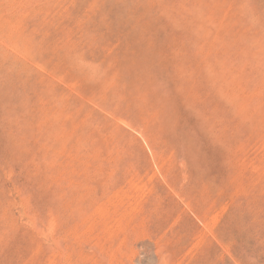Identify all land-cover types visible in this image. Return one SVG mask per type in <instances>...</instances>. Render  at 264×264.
<instances>
[{
    "label": "rangeland",
    "instance_id": "rangeland-1",
    "mask_svg": "<svg viewBox=\"0 0 264 264\" xmlns=\"http://www.w3.org/2000/svg\"><path fill=\"white\" fill-rule=\"evenodd\" d=\"M199 263L264 264V0H0V264Z\"/></svg>",
    "mask_w": 264,
    "mask_h": 264
},
{
    "label": "bare ground",
    "instance_id": "bare-ground-1",
    "mask_svg": "<svg viewBox=\"0 0 264 264\" xmlns=\"http://www.w3.org/2000/svg\"><path fill=\"white\" fill-rule=\"evenodd\" d=\"M166 258V257H165ZM167 262V261H166ZM200 264V263H199Z\"/></svg>",
    "mask_w": 264,
    "mask_h": 264
}]
</instances>
